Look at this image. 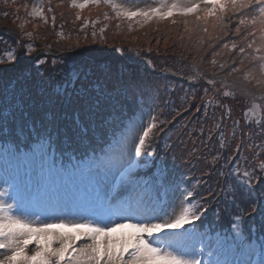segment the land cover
Returning a JSON list of instances; mask_svg holds the SVG:
<instances>
[{
	"label": "snow or ice",
	"instance_id": "snow-or-ice-1",
	"mask_svg": "<svg viewBox=\"0 0 264 264\" xmlns=\"http://www.w3.org/2000/svg\"><path fill=\"white\" fill-rule=\"evenodd\" d=\"M101 3L110 7L117 19L135 18L141 26L153 19L192 14L198 21L206 22L214 16L222 22L225 12L242 9L258 10L259 16L253 15L251 23H264V0H186L171 4L160 0L156 7L135 10L114 0H71L69 6L84 9ZM4 4L8 6V0ZM28 16L47 23L42 5L33 6ZM104 18L109 19L106 13ZM245 23L240 19V24ZM19 27L23 29L24 25ZM33 50L31 44L25 45L26 53ZM58 60L63 64V57H57L51 68L41 71L37 67L34 71L28 66H15L19 57L14 49L0 57V64L13 65L0 69V155L30 164L39 162V179L34 185L29 183L21 189L11 178L0 187V264H228L219 258L220 246H206L204 234L196 232L194 222L202 212L197 210L201 205L191 199L194 193L180 184H165L169 169L162 160L156 162L151 176L136 175L138 170L153 167L154 149L148 147V141L157 129L162 132L163 126L171 123L165 118L157 124L155 115L144 121L145 107L151 111L148 86L131 74L125 78L123 69L115 76L111 70L97 74L87 65L57 67ZM260 70L264 72V65ZM129 103L133 105L131 112ZM210 104L208 101L202 107L206 109ZM137 120L140 134L135 142V158H131L125 145ZM245 123L252 122L245 119ZM213 127L219 130L220 125ZM100 129L103 133L97 138ZM223 135L221 132V147ZM57 141L66 145L67 152H57ZM73 143L83 149L82 154H77ZM66 154L67 164L63 160ZM238 156L239 146L236 159L227 157L232 164L230 175L235 179L221 190L225 198L235 202L238 197H251L257 192L264 196V186L256 188L252 183L255 177L258 184L264 185V179H260L264 162L252 172L245 170L241 178ZM221 159L222 155L214 156L212 163ZM169 187L181 194L178 211L175 204L166 201ZM258 203L259 198L252 201L251 212L260 215L261 220L254 222L249 232L242 227L244 212L232 222L233 243L249 257L234 264H264V208ZM189 224L192 230L185 228ZM257 232L258 237L254 235Z\"/></svg>",
	"mask_w": 264,
	"mask_h": 264
},
{
	"label": "rangeland",
	"instance_id": "rangeland-1",
	"mask_svg": "<svg viewBox=\"0 0 264 264\" xmlns=\"http://www.w3.org/2000/svg\"><path fill=\"white\" fill-rule=\"evenodd\" d=\"M114 2L135 10L156 7L160 0ZM173 2L186 0H167L169 4ZM70 3L71 0H15V3L8 0L5 6L4 0H0V57L14 49L19 57L15 66H28L34 71L37 67L41 71L51 68L53 58L63 57V64L58 60L57 67L87 65L97 74L111 70L115 76L121 69L125 70V78L131 74L148 86L152 97L151 111L145 107L144 121L149 115L157 117V124L165 118L171 121L163 126L164 131L157 129L153 137L159 139L162 134L174 131L175 142L170 140V144L177 158L189 175L195 177L199 191L205 189L212 199L221 198V182L229 185L235 179L231 178L232 164L227 157L236 159L238 146L240 176L264 162V72L260 70L264 65V23H251L253 15L259 16L258 10L225 12L222 22L214 16H209L206 22L198 21L196 14H192L153 19L141 26L135 18L117 19L112 9L103 3L84 9L72 8ZM41 5L47 23L28 16L33 6ZM49 8L52 11H48ZM105 13L109 17L107 20ZM240 19L246 23L240 24ZM20 24L24 25L23 29ZM249 43L252 47H248ZM29 44L34 50L26 53L25 45ZM208 57L209 63H203V58ZM38 61L43 63L37 64ZM12 67V64H0V69ZM209 80L216 83L209 84ZM225 92L229 93L227 97ZM208 101L211 104L205 109L202 105ZM221 101L222 105L217 107ZM132 107L129 103L130 112ZM245 119L252 123L246 124ZM257 121H260L259 127ZM213 124H219V130ZM140 127L137 120L128 132L125 145L128 157L135 158ZM221 132L224 134L223 147ZM216 147L218 156L224 159L213 164L206 156L215 152ZM38 166V161L31 163V176H35ZM168 195V204H175L178 211L182 199L180 192L170 187ZM257 198L260 201L264 196L256 194L243 202L252 205ZM204 242L214 249L219 245V258L230 261L229 264L249 259L245 250H233L232 240Z\"/></svg>",
	"mask_w": 264,
	"mask_h": 264
},
{
	"label": "trees",
	"instance_id": "trees-1",
	"mask_svg": "<svg viewBox=\"0 0 264 264\" xmlns=\"http://www.w3.org/2000/svg\"><path fill=\"white\" fill-rule=\"evenodd\" d=\"M202 62L203 63H209V57L208 58H203ZM168 131H172V129H169ZM170 140H171V142H175L174 131L173 132H169L166 135L162 134L159 139L156 138V147H157V150L160 151V153L164 152L165 155H168V153L170 151L172 153V156H174L175 150H174V147H171ZM211 147H213V146L211 145ZM167 149L169 151H167ZM160 153H159V156H160ZM214 156H218V148L217 147H216V151L215 152H212L211 154H209L206 157H209L211 159V162H212V158ZM175 158H176V164H180V160H179V158H177L176 154H175ZM258 165L259 164H257L256 166H258ZM248 172H250V171H248ZM243 174H244V172H242V175L240 176L241 178H243ZM231 178H232V176H231ZM260 179H264V173L260 174ZM253 183H254L253 187H256V188L264 186V185L258 184L257 178H256V180L253 181ZM223 185L226 186V188L228 187L227 183L223 182ZM256 194H260V193L257 192ZM255 195H253V196H255ZM222 198H225L224 194H222ZM245 199L247 200V198H245ZM200 200L205 202L204 198H201ZM226 200H227V203H226V207L225 208H226V212L229 214L226 217V219H225V224L227 226H232V222H233L235 216L238 213H240V212H244V214H245V224L242 226L244 229L251 227L254 222L256 224H258L260 222L261 216L258 215L257 213H252L251 212V207H252L251 204L247 203L242 208V206L237 207V205H239V200H236L235 202H233L230 197L227 198ZM219 201L223 202L222 200H219ZM258 207L264 208V199H260V201L258 203ZM231 208H232V211L230 212ZM249 213H251L250 216H249ZM200 217H202V216H200Z\"/></svg>",
	"mask_w": 264,
	"mask_h": 264
}]
</instances>
